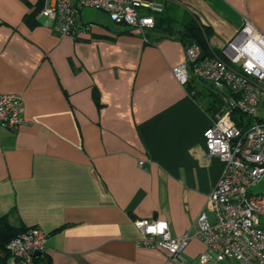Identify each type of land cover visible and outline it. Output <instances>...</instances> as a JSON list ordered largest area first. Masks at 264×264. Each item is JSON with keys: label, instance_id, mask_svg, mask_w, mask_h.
<instances>
[{"label": "crops", "instance_id": "crops-1", "mask_svg": "<svg viewBox=\"0 0 264 264\" xmlns=\"http://www.w3.org/2000/svg\"><path fill=\"white\" fill-rule=\"evenodd\" d=\"M162 1L154 16L178 6L212 29L210 48L244 17L264 33V0ZM39 3L0 0V93L23 94L25 105L16 130L0 126V217L43 230L52 264H198L200 237L176 262L139 245L135 225L162 219L174 237L193 234L200 212L212 216L225 168L203 135L210 98L173 71L186 56L181 25L142 32L105 13L90 31L63 35L34 16ZM9 260L0 247V264Z\"/></svg>", "mask_w": 264, "mask_h": 264}, {"label": "built area", "instance_id": "built-area-1", "mask_svg": "<svg viewBox=\"0 0 264 264\" xmlns=\"http://www.w3.org/2000/svg\"><path fill=\"white\" fill-rule=\"evenodd\" d=\"M37 16L51 20L63 35L90 31L92 22L79 25L83 7L107 13L117 24L144 32L155 26L156 13L164 10L162 0H40ZM81 26V27H79ZM202 55L198 44L185 50V60L173 71L184 86L200 83L217 102L212 123L204 131L208 156L224 163L222 176L200 212L195 232L172 236L169 223L162 219L139 218L141 246L167 250L170 258L182 261V252L196 235L205 250L198 264H264V193L251 188L264 177V33L248 17L240 29L218 49ZM192 92H196L193 89ZM24 97L19 93H0V126L16 130L24 121ZM234 116L243 124L239 126ZM241 121V120H240ZM48 235L37 227L27 228L10 239L6 249L8 264H36L47 251ZM39 253V255H36Z\"/></svg>", "mask_w": 264, "mask_h": 264}, {"label": "trees", "instance_id": "trees-1", "mask_svg": "<svg viewBox=\"0 0 264 264\" xmlns=\"http://www.w3.org/2000/svg\"><path fill=\"white\" fill-rule=\"evenodd\" d=\"M40 7L41 2L38 4L37 9L34 11V16L38 13ZM155 21V25L157 24L158 26H162L171 30L174 29V23L180 24L181 28L178 29V33L181 36L185 48L192 44H198L202 49L203 56H208L212 53V50L208 45V39L213 33L212 29L208 26L200 25L194 16L186 11L180 10L178 6H166V12H164L163 16L161 17L156 15ZM32 22L34 21L32 20ZM187 87L190 91L195 88L196 92L201 91L205 94V96H208L211 101L210 110L212 111L214 109V103L218 100L212 92L205 90V88L200 89L199 86H197L196 84L193 85V83H189ZM234 118L236 119L239 126H246L243 124V116H240L241 121L238 120L235 116ZM26 229L27 228L23 227H12L8 222L6 216L0 217V247L7 251L6 246L10 239L20 232L25 231ZM35 262L36 264H52L50 257L46 253H43L36 257Z\"/></svg>", "mask_w": 264, "mask_h": 264}, {"label": "rangeland", "instance_id": "rangeland-1", "mask_svg": "<svg viewBox=\"0 0 264 264\" xmlns=\"http://www.w3.org/2000/svg\"><path fill=\"white\" fill-rule=\"evenodd\" d=\"M101 15H105V12L94 9L92 7H83L81 13L78 14V22H90L97 21ZM198 92V91H197ZM259 114L264 118V108L259 110Z\"/></svg>", "mask_w": 264, "mask_h": 264}, {"label": "water", "instance_id": "water-1", "mask_svg": "<svg viewBox=\"0 0 264 264\" xmlns=\"http://www.w3.org/2000/svg\"><path fill=\"white\" fill-rule=\"evenodd\" d=\"M251 191L254 194L264 193V177L259 183H257L255 186L251 188ZM36 255H39V253H36Z\"/></svg>", "mask_w": 264, "mask_h": 264}]
</instances>
